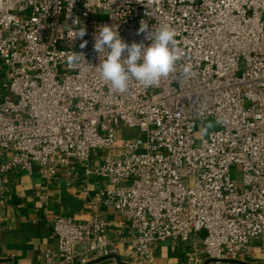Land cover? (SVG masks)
I'll return each mask as SVG.
<instances>
[{"label":"built area","instance_id":"2783aa9c","mask_svg":"<svg viewBox=\"0 0 264 264\" xmlns=\"http://www.w3.org/2000/svg\"><path fill=\"white\" fill-rule=\"evenodd\" d=\"M263 15L264 0H0V186L14 168L35 164L52 177L73 162L108 182L86 202L85 221L54 218L58 249L42 264H117L101 206L128 222L132 264L149 262L155 241L186 242L198 230L208 264L240 253L264 264ZM77 18L84 49L73 39ZM141 20L153 32L172 26L183 56L158 86L132 80L126 93L114 92L96 69L98 26L140 42ZM73 51L84 59L69 67ZM205 120L214 128L196 137ZM119 127L141 134L118 137ZM94 150L106 151L98 165ZM39 200L46 205L47 195Z\"/></svg>","mask_w":264,"mask_h":264},{"label":"crops","instance_id":"0c3cea01","mask_svg":"<svg viewBox=\"0 0 264 264\" xmlns=\"http://www.w3.org/2000/svg\"><path fill=\"white\" fill-rule=\"evenodd\" d=\"M2 153L0 159L6 158ZM102 156L94 150L90 164H100ZM82 201L78 211H70L61 201V189ZM108 186L106 179L87 175L82 164L71 163L58 167L55 176H47L37 165L30 171L14 168L3 175L0 186V264H42L44 253H55L58 241L52 229L54 218L73 217L83 222L89 209L86 202L96 199ZM46 194L48 201L41 206L39 195ZM109 237L118 243L117 264H132L128 247V222L113 208L100 207ZM205 232H192L186 242L160 240L152 244V253L146 264H208L202 253ZM87 264H115L111 258L98 257ZM226 264H234L227 261Z\"/></svg>","mask_w":264,"mask_h":264},{"label":"clouds","instance_id":"9594fccd","mask_svg":"<svg viewBox=\"0 0 264 264\" xmlns=\"http://www.w3.org/2000/svg\"><path fill=\"white\" fill-rule=\"evenodd\" d=\"M72 24L77 26L73 39L82 40L79 47L86 48L88 41L83 39L87 35L86 28L80 26L78 18L73 20ZM98 27L99 31L93 44V50L100 58L96 69L114 92L126 93L132 80L145 88L158 86L162 78H166L175 70L177 61L183 56L176 39L177 32L170 25H162L153 32L148 24L141 20L136 35H143V40L131 43L123 40L118 29L112 25L104 23ZM145 40L149 42L147 45ZM82 58L84 59L83 52L73 51L66 56V63L73 67ZM190 71L191 65L185 66V74ZM200 132L201 135H208V126H203Z\"/></svg>","mask_w":264,"mask_h":264},{"label":"rangeland","instance_id":"374dc122","mask_svg":"<svg viewBox=\"0 0 264 264\" xmlns=\"http://www.w3.org/2000/svg\"><path fill=\"white\" fill-rule=\"evenodd\" d=\"M264 18V15H263ZM65 72V68L62 66H59L57 69V76L59 77L61 74H63ZM5 94V89L1 90L0 92V97H3V95ZM203 126H208L209 131L212 130L214 128V123L211 120H205L202 122H199L196 128V132H195V136L198 137L201 135V128ZM138 130L136 128L133 129H126L123 127H119L117 129V136L118 137H132V136H136L139 135L141 133L137 132ZM102 157L105 156L106 151L105 150H96ZM240 166L237 165L235 168L232 169V179L233 181L236 183V185H240L241 184V172H240ZM250 244H253V242H251ZM257 252H261V249H258ZM254 256L253 254H244V253H240L238 256V259L236 260H232L231 262H234V264H249L251 262L254 261Z\"/></svg>","mask_w":264,"mask_h":264},{"label":"water","instance_id":"95a60500","mask_svg":"<svg viewBox=\"0 0 264 264\" xmlns=\"http://www.w3.org/2000/svg\"><path fill=\"white\" fill-rule=\"evenodd\" d=\"M61 201L66 204L70 211H78L82 206V201L66 192L64 186L61 189ZM116 259L119 261L118 257Z\"/></svg>","mask_w":264,"mask_h":264}]
</instances>
